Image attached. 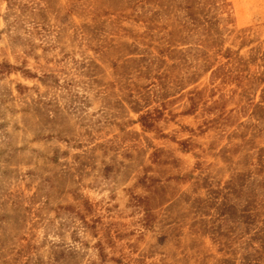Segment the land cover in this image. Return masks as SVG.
<instances>
[{"label": "rangeland", "instance_id": "obj_1", "mask_svg": "<svg viewBox=\"0 0 264 264\" xmlns=\"http://www.w3.org/2000/svg\"><path fill=\"white\" fill-rule=\"evenodd\" d=\"M0 264H264V0H0Z\"/></svg>", "mask_w": 264, "mask_h": 264}]
</instances>
